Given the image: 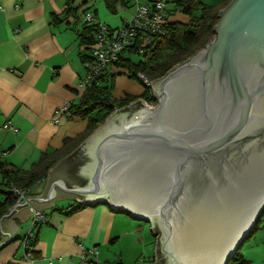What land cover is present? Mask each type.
<instances>
[{"label": "water", "instance_id": "obj_1", "mask_svg": "<svg viewBox=\"0 0 264 264\" xmlns=\"http://www.w3.org/2000/svg\"><path fill=\"white\" fill-rule=\"evenodd\" d=\"M213 33L153 81L156 108L117 110L50 169L33 209L107 204L151 225L156 264H227L264 210V0H231Z\"/></svg>", "mask_w": 264, "mask_h": 264}, {"label": "crops", "instance_id": "obj_2", "mask_svg": "<svg viewBox=\"0 0 264 264\" xmlns=\"http://www.w3.org/2000/svg\"><path fill=\"white\" fill-rule=\"evenodd\" d=\"M71 1L67 14L68 0H0V163L29 171L42 154L51 155L62 150L66 140H74L46 176L30 188L25 200L0 218V264H80L84 249L94 250V255L88 256L94 264H134L141 257L155 259L157 239L151 225L131 214L116 212L107 204L82 205L66 215L61 210L81 204L75 198L57 199L51 207L38 210L45 222L32 226L35 209L26 198H40L48 185L50 169L101 128L98 125L83 139L88 120L70 118L66 113L80 101L83 92L79 85L85 77L83 58H88L91 51L85 50L79 35L91 28L94 38L96 22H105L116 30L128 12L133 13L128 0H123V5L114 3L111 8L107 3L113 0H85L84 12L73 10L83 0ZM160 1L168 9L167 3L177 0L141 3ZM117 7L126 11L111 15ZM88 10L96 16L94 23L83 18ZM176 10L172 17L168 9V22L187 24L189 18ZM106 74L116 75L115 98L141 94L142 86L129 80L123 70L114 67ZM63 108L65 111L60 113ZM4 199L0 192V203ZM147 229L153 236L148 237ZM249 239L240 251L244 261L264 264V230Z\"/></svg>", "mask_w": 264, "mask_h": 264}, {"label": "trees", "instance_id": "obj_3", "mask_svg": "<svg viewBox=\"0 0 264 264\" xmlns=\"http://www.w3.org/2000/svg\"><path fill=\"white\" fill-rule=\"evenodd\" d=\"M83 1V3H79V5L75 6L73 10L84 12L86 9L82 8L87 2L85 0ZM230 1L231 0H220V4L215 5H205L202 0L175 1V6L184 16L189 18V22L187 24L167 22L164 28V35L154 38L152 44L146 47L143 53L140 54L134 50H128L120 54L118 60L108 69L110 70L115 67L116 69H121L126 72V76L129 80L138 82L142 86L143 90L141 94H125L122 98H115L113 96V91L116 75H105L104 73L97 86H92L84 90L79 103L67 109L66 113L68 117L88 120V127L82 138L85 139L90 135L96 127L104 123L107 117L116 109L125 108L137 100L155 103L156 101L152 97L150 87H146L139 82L137 74L144 75L149 81L161 79L177 65L187 61L196 52L203 49L214 35L213 29L218 22L219 12L226 7ZM71 3L72 1L68 0L67 14H70L69 7ZM114 3L115 5H123V0H113L108 2L107 5L111 8ZM166 13L168 20L169 11L167 8ZM91 31V28L84 29L79 35L85 50H91L94 45V38ZM133 54L142 56V59L133 62L130 57ZM88 58H83V61L86 62ZM93 115L99 117V119L92 117ZM73 142L74 140H66L62 150L56 151L51 155L42 154L39 162L33 165L29 171L0 163V175L3 178V183L0 184V192L5 197L4 201L0 203V218L16 204L17 195L10 190L15 188L21 192H25L27 195L30 188L46 176L49 168L62 154H64V152L68 151L67 146ZM81 207L82 205H78L76 208L70 206L65 210H61V212L69 215ZM263 214L264 210L256 220L252 230L242 241L227 264H246L240 253L241 247L246 240L257 232L259 229L258 224Z\"/></svg>", "mask_w": 264, "mask_h": 264}, {"label": "built area", "instance_id": "obj_4", "mask_svg": "<svg viewBox=\"0 0 264 264\" xmlns=\"http://www.w3.org/2000/svg\"><path fill=\"white\" fill-rule=\"evenodd\" d=\"M128 2L134 9L133 15L124 21L122 27L116 30H111L107 25L99 22L94 23L95 18L91 13L84 14L85 22L95 24V37L89 58L84 62L85 77L79 85L82 92L89 87L97 86L101 76L118 60L120 54L128 50H134L141 54L146 47L152 44L154 38L164 35V28L168 22L165 3L160 1L148 5L141 3V0H128ZM15 7L17 8L18 5ZM137 77L139 82L146 87H150L151 90L152 82L142 74H137ZM151 93L154 98L152 90ZM141 103L147 110L152 108L151 102L141 100ZM65 109L63 108L59 112L62 113ZM10 191L17 195L15 206L20 201L25 200V192L15 188ZM32 217V226L45 222L43 214L39 211L33 210ZM89 255H94V250L84 249L80 264L96 263L88 259ZM134 264H155V262L151 257H141Z\"/></svg>", "mask_w": 264, "mask_h": 264}, {"label": "rangeland", "instance_id": "obj_5", "mask_svg": "<svg viewBox=\"0 0 264 264\" xmlns=\"http://www.w3.org/2000/svg\"><path fill=\"white\" fill-rule=\"evenodd\" d=\"M165 1H167V0H165ZM168 1H170V0H168ZM214 2H215V0H203V4H205V5H215V4H220V0H218V1H216L215 2V4H214ZM167 6H168V9L171 11V14H172V17H174L175 16V14H176V7H175V4L174 3H172V2H169V3H167ZM133 8V7H132ZM126 10L124 9V8H122V7H117V11L114 13V14H112V13H110L111 15H120V14H122L123 12H125ZM133 11H134V9H133ZM87 13H91L89 10L85 13V14H87ZM129 14H128V16L125 18H123L122 20H121V22H120V25L119 26H117L118 28L119 27H122L123 26V24H124V21L125 20H127V19H129V18H131V16L133 15V13H132V15H131V13L130 12H128ZM92 15H93V13H91ZM94 17H96V16H94ZM84 18V17H83ZM96 20V19H95ZM99 23H101V24H104V25H107L105 22H99ZM108 26V25H107ZM112 28H115V27H112ZM131 57V60L133 61V62H137V61H139V60H141L142 59V56H139V55H132V56H130ZM159 80V79H158ZM132 81V80H131ZM155 81V80H154ZM150 82H152V84H153V81L152 80H150ZM116 86H118V81L116 82ZM130 90H133V91H135V88L134 87H130L129 88ZM151 90L153 91V88L151 87ZM138 101H141V100H137V101H135V102H133V103H131L130 105H132V104H134V103H136V102H138ZM156 101V100H155ZM142 104V103H141ZM143 105V104H142ZM156 105V102L155 103H152L151 104V106L153 107V106H155ZM144 106V105H143ZM145 107V106H144ZM146 108V107H145ZM151 109V108H150ZM117 110H120V109H116L114 112H112V114L110 115V117L117 111ZM104 124H105V122L104 123H102V124H100L99 126L100 127H103L104 126ZM99 127V128H100ZM258 230H257V232L255 233V234H257L258 232H259V230H264V214L261 216V218H260V221H259V224H258ZM147 234H148V237H150V236H153L152 235V233H150V231H149V229H147ZM254 234V235H255ZM158 237V234H156V238ZM248 243H250V239L248 240V241H246V242H244L243 243V245L242 246H247L248 245ZM243 247V248H244ZM243 248H241V249H243ZM241 251V250H240ZM147 257V256H146ZM155 260V259H154ZM155 262H156V260H155ZM156 264V263H155Z\"/></svg>", "mask_w": 264, "mask_h": 264}, {"label": "flooded vegetation", "instance_id": "obj_6", "mask_svg": "<svg viewBox=\"0 0 264 264\" xmlns=\"http://www.w3.org/2000/svg\"><path fill=\"white\" fill-rule=\"evenodd\" d=\"M156 106V105H155ZM155 106H153L151 109H154V108H156ZM128 107V108H127ZM127 107H125L127 110H124L123 111V114H125V115H129V114H127V113H129L130 112V109H134V108H141V109H145V107H140V103H137L136 104V106H127ZM151 109H148V110H151ZM124 112H126V113H124ZM134 113V112H133ZM120 119L118 118V116H115V117H113L111 120H110V124L112 123V122H116V123H120V121H119ZM113 126V125H112ZM115 127V126H114ZM96 147V146H95ZM112 149H114V150H116L115 148H112ZM112 149H110L108 152L106 151L105 152V155H107V158H108V161H109V159H111V161L112 160H116V156H117V154H115V152L112 150ZM93 150H94V148H93ZM112 150V151H111ZM78 160H79V166H82L83 164H84V166H85V164L87 165V163H90V162H92V159H91V157H90V155H89V149L88 148H86L85 149V152L84 153H80L79 155H78ZM133 165H135V164H133ZM116 167V166H115ZM125 168H128V166H125ZM85 170V168H83V169H80L79 170V172H80V174L82 175V178L84 179V181H86V184L88 183V178L87 177H85V174L88 172L87 170L86 171H84ZM78 172V173H79ZM85 177V178H84ZM83 181V182H84ZM83 182H82V185H83ZM85 184V185H86ZM84 186V185H83ZM161 232V231H160ZM162 233V232H161Z\"/></svg>", "mask_w": 264, "mask_h": 264}]
</instances>
